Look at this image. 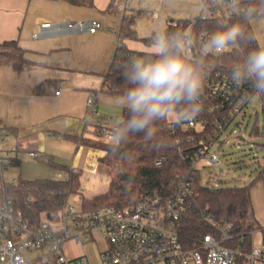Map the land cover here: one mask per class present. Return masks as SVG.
Listing matches in <instances>:
<instances>
[{
	"label": "built area",
	"instance_id": "obj_1",
	"mask_svg": "<svg viewBox=\"0 0 264 264\" xmlns=\"http://www.w3.org/2000/svg\"><path fill=\"white\" fill-rule=\"evenodd\" d=\"M122 3L128 11L131 0H122ZM222 8L227 11L229 7ZM151 16L153 21L159 20L161 10H153ZM198 16L202 17V14H191L189 17L195 19ZM178 22L179 19H167L169 25L175 26ZM102 26V22L97 19L56 23L48 21L33 32V37L38 38L51 28L59 32L87 30L94 33ZM188 31L200 33L192 27ZM198 51H190L187 56H193ZM210 64L213 70L205 80L204 111L195 120L182 126L192 130L187 140L193 147L182 153L188 163V171L177 176L175 188L168 196L144 195L140 200L120 208L102 206L94 209H86L81 197L79 206L68 199L56 211L45 215L39 223L32 224L6 193L7 183H16L18 178L6 180L4 170L15 159L20 148L17 145L5 146V129L0 123L3 143L0 144V264H29L30 257L33 258V264H92L85 255L70 256L64 245L69 241L91 242L99 236L106 243L105 248L99 251L101 264H264V243L253 245L246 262L237 261L239 251L224 243L230 236L227 231L230 224L219 226L208 217L219 228V234H206L198 245L192 247L184 245L179 232V218L194 201L197 176L204 185L223 186L217 182H203L200 164H222V159L211 147L216 142L222 145L230 141L229 138L222 139V134L234 125L236 117L245 111L249 103L240 101L250 92L251 86L246 84L237 89L229 79L231 66L221 62ZM96 95L95 91H90L87 97L88 121L95 122V136L106 139L116 119L97 118ZM175 130L172 127L171 131ZM28 154L39 161H51L44 150H28ZM76 171L75 167H70L64 170V176L60 179L67 180ZM34 251L40 253L31 255Z\"/></svg>",
	"mask_w": 264,
	"mask_h": 264
},
{
	"label": "crops",
	"instance_id": "obj_2",
	"mask_svg": "<svg viewBox=\"0 0 264 264\" xmlns=\"http://www.w3.org/2000/svg\"><path fill=\"white\" fill-rule=\"evenodd\" d=\"M141 1L131 0L126 11L122 0H0V43L18 40L28 60L20 71L11 64L0 65V123L11 128L5 127V140L10 132L20 150H44L55 168L75 167L80 173V197L107 191L110 174L100 161L103 149L70 136L96 137L95 122L88 121L90 91L97 94V118L123 116L124 109L116 102L120 95L100 88L118 46L125 44L119 35L123 18L140 12L138 20L143 14L137 5ZM89 19L103 26L94 33L51 28L33 37L43 22ZM135 28L138 32L137 24ZM10 165H22L18 154ZM252 180L253 207L262 225L253 233V245H259L264 243V166Z\"/></svg>",
	"mask_w": 264,
	"mask_h": 264
},
{
	"label": "trees",
	"instance_id": "obj_3",
	"mask_svg": "<svg viewBox=\"0 0 264 264\" xmlns=\"http://www.w3.org/2000/svg\"><path fill=\"white\" fill-rule=\"evenodd\" d=\"M246 6V5H245ZM229 7L224 11L222 7L212 9L209 18L190 17L181 18L177 25H167L169 31H188L193 28L195 32H211L215 30L218 20L238 22L241 18L234 14ZM138 12L137 15H139ZM135 14L125 16L119 35L122 40L142 39L149 42L150 38H140L135 28L138 16ZM249 31L255 36V44L251 47L261 46L252 25ZM135 51L125 44L118 46L108 70L104 74L101 90L115 95H122L125 81L121 66L130 58H134ZM26 50L21 47L18 40H5L0 43V65L11 64L15 69L22 70L28 64L25 56ZM195 60L196 54L189 56ZM209 63L221 62L231 66L235 60L231 54L223 56H210ZM251 89V87H250ZM264 110V98H261ZM127 113L124 110L123 116ZM6 126L3 128L5 129ZM7 129H11L6 127ZM17 130V128H13ZM171 124L160 126L158 138L170 143V147L156 151L138 134L132 136L128 144L119 153L112 151L109 142L103 138L87 136H70L78 143L98 147L104 150L100 161L108 167L110 184L107 191L92 198L82 194L83 206L94 209L102 206L123 207L129 203L140 200L144 195L153 196L162 194L168 196L175 188V180L182 172L188 171V163L182 153L193 147L187 140L192 132L182 126L171 131ZM258 130V129H257ZM6 134V130H5ZM60 167V166H58ZM67 169L62 166L60 169ZM263 170L260 171V174ZM80 173L77 170L67 180L56 178L19 179L18 182H8L6 193L13 200L16 208L22 210L32 224L39 223L45 215L56 211L70 197L72 193H82ZM252 180L245 184L223 185L219 187L204 185L200 177L194 183V201L180 216L178 228L182 242L187 247L196 246L206 234H219V226L230 224L229 238L224 243L239 251L237 261L244 263L248 260L247 254L253 248V233L261 229L262 225L255 215L251 197ZM81 195V194H80ZM208 217L216 223H212Z\"/></svg>",
	"mask_w": 264,
	"mask_h": 264
},
{
	"label": "clouds",
	"instance_id": "obj_4",
	"mask_svg": "<svg viewBox=\"0 0 264 264\" xmlns=\"http://www.w3.org/2000/svg\"><path fill=\"white\" fill-rule=\"evenodd\" d=\"M222 6L230 7L241 19L218 20L215 30L199 34L161 28L152 33L145 52L121 66L125 89L116 102L127 115L113 121L109 130L112 151L121 152L130 138L138 134L153 150L170 147L169 142L158 138L160 126L180 127L203 113L205 80L213 70L207 60L210 56H233L231 83L237 89L246 84L251 86L241 103L264 98V48H249L255 44L249 24L264 19V0H200L198 3L205 19L212 9ZM197 49V58L189 59L187 53Z\"/></svg>",
	"mask_w": 264,
	"mask_h": 264
},
{
	"label": "rangeland",
	"instance_id": "obj_5",
	"mask_svg": "<svg viewBox=\"0 0 264 264\" xmlns=\"http://www.w3.org/2000/svg\"><path fill=\"white\" fill-rule=\"evenodd\" d=\"M198 3V0H142L137 4L138 8L143 9V14L136 22L138 36L150 37L154 31L166 28L168 18L181 19L189 17L190 14L194 16L200 14ZM153 10H161V16L159 20L151 23L152 16L149 12ZM252 25L260 45L264 46V19L253 21ZM125 44L135 51L136 57L146 51L148 42L142 39H125ZM227 138L229 142L222 145L216 142L211 147V150L217 152L222 159L221 165L200 164L203 182L213 184L217 182L219 185L245 184L258 176L259 170L264 166V110L261 98L249 101L245 111L236 117L234 125L223 132L222 139ZM104 140L109 142L108 138ZM15 143V137L8 132L5 146H15ZM0 144H3L1 138ZM18 155L22 159V165H9L4 170V178L8 181L18 176L20 179H60L64 176V171L60 168L30 157L27 149L20 150ZM69 202L79 206L80 194H71ZM64 246L70 256L85 255L92 264H101L99 251L105 248L106 243L102 236H99L97 240L91 242L69 241ZM37 253L40 251L30 254ZM32 259L29 258V264H33Z\"/></svg>",
	"mask_w": 264,
	"mask_h": 264
},
{
	"label": "water",
	"instance_id": "obj_6",
	"mask_svg": "<svg viewBox=\"0 0 264 264\" xmlns=\"http://www.w3.org/2000/svg\"><path fill=\"white\" fill-rule=\"evenodd\" d=\"M197 18L200 19V16H198Z\"/></svg>",
	"mask_w": 264,
	"mask_h": 264
}]
</instances>
